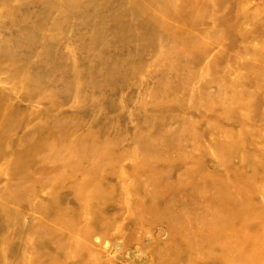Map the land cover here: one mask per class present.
Instances as JSON below:
<instances>
[{
  "label": "rangeland",
  "instance_id": "rangeland-1",
  "mask_svg": "<svg viewBox=\"0 0 264 264\" xmlns=\"http://www.w3.org/2000/svg\"><path fill=\"white\" fill-rule=\"evenodd\" d=\"M231 141L253 194L248 263L264 264V0H0V264L65 246L81 257L62 264H155L170 220L202 211L204 195L181 198L187 171L224 173L214 149ZM154 159L174 192L149 212L132 172ZM95 172L111 186L98 221L74 193Z\"/></svg>",
  "mask_w": 264,
  "mask_h": 264
},
{
  "label": "bare ground",
  "instance_id": "bare-ground-1",
  "mask_svg": "<svg viewBox=\"0 0 264 264\" xmlns=\"http://www.w3.org/2000/svg\"><path fill=\"white\" fill-rule=\"evenodd\" d=\"M177 47V45L172 46V50L175 51L176 55L181 52ZM189 51L191 50L187 52L189 53ZM232 144L234 147L236 142L231 141L226 143L225 146L220 145L214 149L215 158L218 164L224 168V173L217 171L209 173L200 163H195L187 171L188 180L181 187V198H186L192 203L193 201L196 202L198 196H200L199 194L204 195L203 201L200 200L199 202L202 204V208H200L202 211L199 215L191 213L189 218H179L177 221L176 219L170 220L172 227H175L170 239L163 246L154 245L150 251L155 264H249L248 245L258 241V239H252L250 236L253 222L248 202L253 194L249 191V180L247 178L243 180L245 177L244 169H236L231 164L230 151L233 149H231ZM99 159L97 163L101 161L105 164L108 163L102 158ZM155 161L157 159L151 161L142 160L140 168L132 172V178L137 187H134L135 189L131 191V194L134 195L137 205L147 201V192L144 188L153 186L151 198L147 201L150 206L149 212L154 211V197L160 194L167 196L174 192L170 183L166 184L162 181V183L156 184L154 168L158 164ZM139 171L140 173L141 171L145 173L143 175L147 178L146 184L141 182ZM98 179H101V176H98V173L95 172L91 180L80 183L74 189L75 198H81L84 190L87 189V198L93 199L91 201L94 204V206L89 207L87 212L96 221L102 217L100 215L103 210L102 205H106L104 202L106 199L104 198L106 192H109L111 188L110 185H106L107 183L103 182L90 186L91 182H96L94 180ZM179 203L182 206L185 204L182 199ZM191 209L189 208V210ZM142 216L143 214L138 215L139 218H142ZM53 218L57 224L63 222L56 212L53 213ZM101 228L100 223V225H96V228H89L88 231L91 233L94 230L100 232ZM68 247H63L66 249H63L65 252L54 250L52 256H49V260H46V263L62 264L59 258L81 257L79 255L81 248L77 247L74 252L70 253L67 250ZM41 255H43L42 252L37 257ZM43 262L37 258L34 264H43ZM76 262L74 261L75 264H80ZM83 264H96V261L83 262Z\"/></svg>",
  "mask_w": 264,
  "mask_h": 264
}]
</instances>
